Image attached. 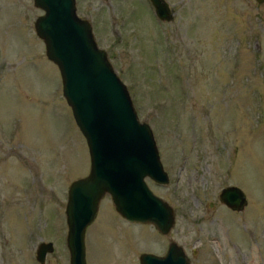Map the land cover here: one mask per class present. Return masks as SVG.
<instances>
[{"label": "rangeland", "instance_id": "obj_1", "mask_svg": "<svg viewBox=\"0 0 264 264\" xmlns=\"http://www.w3.org/2000/svg\"><path fill=\"white\" fill-rule=\"evenodd\" d=\"M74 1L153 132L169 182L146 183L175 213L161 234L104 195L86 264H140L171 241L190 264H264V1L166 0L175 16L164 24L149 0ZM32 2L0 0V264H41L49 241L44 264H69L67 190L90 159ZM228 185L246 195L240 212L218 199Z\"/></svg>", "mask_w": 264, "mask_h": 264}, {"label": "water", "instance_id": "obj_2", "mask_svg": "<svg viewBox=\"0 0 264 264\" xmlns=\"http://www.w3.org/2000/svg\"><path fill=\"white\" fill-rule=\"evenodd\" d=\"M150 2L160 18L171 19L167 2ZM32 3L43 11L33 23L35 34L59 70L62 95L86 140L90 159L88 174L73 180L67 190L64 209L69 264H86V228L97 216L106 194L127 221L151 223L161 234H168L175 223L173 207L146 183V178L161 185L169 182L153 132L149 124L140 122L126 85L105 49L95 41L91 23L77 14L74 0ZM218 199L236 212L247 205L244 191L236 185L222 188ZM52 251V242H40L35 258L44 264ZM138 257L140 264H190L175 241L168 244L163 255L143 252Z\"/></svg>", "mask_w": 264, "mask_h": 264}, {"label": "flooded vegetation", "instance_id": "obj_3", "mask_svg": "<svg viewBox=\"0 0 264 264\" xmlns=\"http://www.w3.org/2000/svg\"><path fill=\"white\" fill-rule=\"evenodd\" d=\"M165 2H167L166 0H164ZM150 2V1H149ZM167 4H168V2H167ZM150 5H151V7H152V11H153V14H154V18H157V21L161 24V23H168V22H170V21H172L173 19H174V17L173 16H175V10L172 8V7H169V4H168V7H169V10L167 11V14H168V16H170V18L171 19H169V20H166V19H162V18H160L156 13H155V11H154V8H153V6H152V4L150 3ZM86 19V18H85ZM90 22V21H89ZM91 23V26H92V29H93V24H92V22H90Z\"/></svg>", "mask_w": 264, "mask_h": 264}]
</instances>
